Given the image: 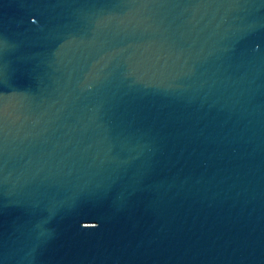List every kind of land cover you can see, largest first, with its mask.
Wrapping results in <instances>:
<instances>
[{
  "label": "water",
  "instance_id": "obj_1",
  "mask_svg": "<svg viewBox=\"0 0 264 264\" xmlns=\"http://www.w3.org/2000/svg\"><path fill=\"white\" fill-rule=\"evenodd\" d=\"M0 264H264V0H0Z\"/></svg>",
  "mask_w": 264,
  "mask_h": 264
}]
</instances>
